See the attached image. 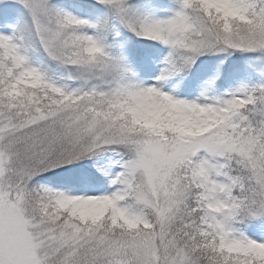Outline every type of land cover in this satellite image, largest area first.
Segmentation results:
<instances>
[{
    "label": "snow or ice",
    "instance_id": "obj_1",
    "mask_svg": "<svg viewBox=\"0 0 264 264\" xmlns=\"http://www.w3.org/2000/svg\"><path fill=\"white\" fill-rule=\"evenodd\" d=\"M0 264H264V0H0Z\"/></svg>",
    "mask_w": 264,
    "mask_h": 264
}]
</instances>
